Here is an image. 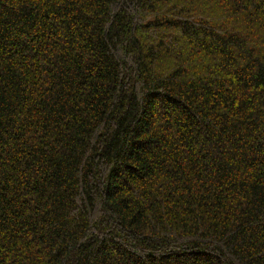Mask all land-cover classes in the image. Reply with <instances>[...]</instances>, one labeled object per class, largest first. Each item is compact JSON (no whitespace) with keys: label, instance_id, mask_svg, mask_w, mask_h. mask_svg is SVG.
I'll return each instance as SVG.
<instances>
[{"label":"trees","instance_id":"16d2710c","mask_svg":"<svg viewBox=\"0 0 264 264\" xmlns=\"http://www.w3.org/2000/svg\"><path fill=\"white\" fill-rule=\"evenodd\" d=\"M0 264H264V0H0Z\"/></svg>","mask_w":264,"mask_h":264}]
</instances>
